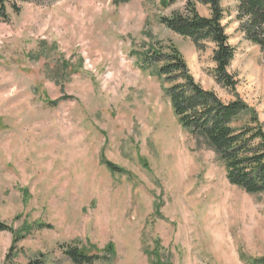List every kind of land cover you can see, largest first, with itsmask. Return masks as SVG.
I'll return each mask as SVG.
<instances>
[{
    "label": "rangeland",
    "instance_id": "374dc122",
    "mask_svg": "<svg viewBox=\"0 0 264 264\" xmlns=\"http://www.w3.org/2000/svg\"><path fill=\"white\" fill-rule=\"evenodd\" d=\"M0 23V264H249L264 257V194L228 184L214 153L177 123L146 46L175 47L193 80L237 95L264 131V51L220 0L233 92L213 77L212 47L166 29L184 0H16ZM196 11L209 16L206 6ZM108 161L126 174H112Z\"/></svg>",
    "mask_w": 264,
    "mask_h": 264
},
{
    "label": "trees",
    "instance_id": "16d2710c",
    "mask_svg": "<svg viewBox=\"0 0 264 264\" xmlns=\"http://www.w3.org/2000/svg\"><path fill=\"white\" fill-rule=\"evenodd\" d=\"M25 1V0H20ZM184 12L161 17L159 23L171 32L189 39L199 51L212 47L213 77L222 88L232 91L233 77L227 68L234 56V48L222 25L224 10L220 0H184ZM235 20L244 39L264 51V0H234ZM196 5L206 6L209 16H201ZM9 10L15 15L20 11L16 0H0V23L9 21ZM143 68L156 67V74L163 85L176 123L196 140L198 147L212 151L224 169L229 185L248 195L264 194V131L256 113L237 95L224 103L212 91L203 90L190 76L185 61L173 46L159 44L146 46L142 56ZM112 174H126L121 168L103 161ZM0 232L17 233L0 223ZM71 264H94L108 260L113 255L112 244H107L103 255H89L76 246L63 249ZM27 264H42L39 260ZM249 264H264V257Z\"/></svg>",
    "mask_w": 264,
    "mask_h": 264
}]
</instances>
